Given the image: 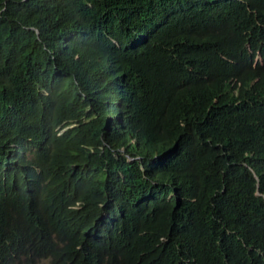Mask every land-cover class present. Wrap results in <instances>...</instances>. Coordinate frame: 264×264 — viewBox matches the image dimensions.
<instances>
[{
  "label": "trees",
  "instance_id": "1",
  "mask_svg": "<svg viewBox=\"0 0 264 264\" xmlns=\"http://www.w3.org/2000/svg\"><path fill=\"white\" fill-rule=\"evenodd\" d=\"M264 264V0H0V264Z\"/></svg>",
  "mask_w": 264,
  "mask_h": 264
},
{
  "label": "rangeland",
  "instance_id": "2",
  "mask_svg": "<svg viewBox=\"0 0 264 264\" xmlns=\"http://www.w3.org/2000/svg\"><path fill=\"white\" fill-rule=\"evenodd\" d=\"M38 264H48L47 260H42L41 262H39Z\"/></svg>",
  "mask_w": 264,
  "mask_h": 264
},
{
  "label": "clouds",
  "instance_id": "3",
  "mask_svg": "<svg viewBox=\"0 0 264 264\" xmlns=\"http://www.w3.org/2000/svg\"><path fill=\"white\" fill-rule=\"evenodd\" d=\"M41 261H42V260H41ZM41 261H40V262H41Z\"/></svg>",
  "mask_w": 264,
  "mask_h": 264
}]
</instances>
